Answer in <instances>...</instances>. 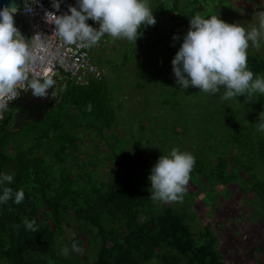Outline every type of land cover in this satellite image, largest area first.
I'll use <instances>...</instances> for the list:
<instances>
[{
    "label": "rangeland",
    "instance_id": "374dc122",
    "mask_svg": "<svg viewBox=\"0 0 264 264\" xmlns=\"http://www.w3.org/2000/svg\"><path fill=\"white\" fill-rule=\"evenodd\" d=\"M195 1L178 0L177 10L176 0H147L157 23L142 27L136 43L126 38L113 39L97 56L96 61L106 71L116 110L112 126L75 130L77 148H69L61 159L52 147L57 145L51 142L55 130L42 142L35 131L17 135L7 149L11 155L34 150V155L44 159L46 179L53 182L48 195L74 207L86 203V194L92 198L97 188L110 184L121 169L120 161L123 174L151 188L148 177L161 156L170 157L173 149L198 154L203 171L192 168L182 199L154 200L148 209L159 214L172 208L191 224L197 239L209 230L217 238V250L225 264H264V202L254 199L252 182L227 181L235 169L245 179L251 178L264 187V158L259 154L264 132L258 127L264 112V94L223 100V87L216 94L191 85L184 89L176 83L171 63L190 28V18L219 14L225 23L239 24L250 31L259 28L258 13L264 11V0ZM189 11L192 17H186ZM174 36L179 39L174 41ZM260 45L256 49L249 42L247 55L264 58V37ZM174 94L176 103L167 102ZM59 107L50 113L57 114ZM29 185L31 191L32 184ZM38 203L42 217H50L44 201L40 199ZM68 222L72 226L63 224L56 239L58 254L71 264L96 260L102 245L98 229L81 226L70 216ZM78 232L81 251L75 252L71 246ZM65 246L69 248L67 256L62 253ZM3 262L0 259V264ZM156 263V258L149 262Z\"/></svg>",
    "mask_w": 264,
    "mask_h": 264
},
{
    "label": "trees",
    "instance_id": "16d2710c",
    "mask_svg": "<svg viewBox=\"0 0 264 264\" xmlns=\"http://www.w3.org/2000/svg\"><path fill=\"white\" fill-rule=\"evenodd\" d=\"M174 6L178 10V0ZM185 13L186 17H192L191 11ZM213 15L220 18L219 14L212 13L203 18L208 19ZM247 65L254 74L253 79L264 74V58L261 56L247 55ZM71 82L61 104L57 105L60 111L52 115L51 110L44 109L39 122L29 119L21 129L17 127L15 130L16 105L10 103L4 111L0 123V175L10 174L13 181L0 184V195H3L4 187L12 188L14 193L23 189L24 200L20 204H15L14 198L7 203H0V259L4 261L3 264H52L51 261L71 264L58 254L56 243L63 224L72 226L68 222L69 216L81 226L98 229L101 249L97 259L89 264H149L154 258L159 262L156 264H161L160 261L165 264H225L222 254L217 250V238L209 230L201 233V238L197 239L191 224L172 208H166L159 214L148 209L154 201L151 188L132 175L123 174L121 161V169L110 184L97 188L92 198L86 194V203L74 207L48 195L53 182L46 179L44 159L34 155V150L30 148L15 155L8 152V146L17 135H29L35 131L42 142L55 130L51 142L57 145L52 147L55 146V154L61 159L69 148H77V140L73 135L75 130H101L103 125L110 127L115 123L116 110L105 78L89 79L80 86ZM174 98L175 94L166 101L173 104ZM259 152L264 158V139L260 140ZM193 157V168L197 167L201 173L204 164L198 154H193ZM232 171L227 181L252 182L250 191L255 193L254 199L264 202L262 183L253 182L251 178L245 179L235 169ZM29 184H32L31 191ZM243 188L246 189L245 186ZM36 196L49 208L50 217H42ZM24 219L35 220L34 227L37 230H27ZM108 223L112 224L111 228L107 227ZM73 228L78 231V228ZM74 242L81 246L79 232L72 240Z\"/></svg>",
    "mask_w": 264,
    "mask_h": 264
},
{
    "label": "clouds",
    "instance_id": "9594fccd",
    "mask_svg": "<svg viewBox=\"0 0 264 264\" xmlns=\"http://www.w3.org/2000/svg\"><path fill=\"white\" fill-rule=\"evenodd\" d=\"M52 7L59 11V0H53ZM15 12V8L0 10V112L7 108L5 98L14 95L16 86L28 80V65L35 60L28 42L14 26ZM68 13L59 17L47 13L46 17L55 18V32L66 44L80 41L85 47L96 45L105 34L136 43L142 35V27L157 23L147 0H77V6H69ZM258 17L259 28L253 27L250 31L239 24L225 23L215 15L208 19L200 15L190 18V28L171 61L176 83L184 89L191 85L212 94L223 87V100L240 96L250 98L257 92L264 94V78L253 79L254 74L247 65L249 42L259 49L264 37V11L259 12ZM89 19L98 23L99 28L88 25ZM178 39L179 36L173 37L174 41ZM52 84L51 79H45L43 83L33 79L29 87L34 96L45 97ZM88 110H91L90 104ZM259 120L262 121L259 130L264 132V112ZM194 163L192 154L178 149H173L170 157L161 156L148 177L151 198L162 202L182 199ZM12 181V175H0V184ZM13 198L15 204H20L24 200L23 189L14 193L12 188L4 187L0 203ZM23 223L27 230H37L35 220L24 219ZM71 250L81 251L75 242ZM62 253L67 256L69 248L65 246Z\"/></svg>",
    "mask_w": 264,
    "mask_h": 264
},
{
    "label": "built area",
    "instance_id": "2783aa9c",
    "mask_svg": "<svg viewBox=\"0 0 264 264\" xmlns=\"http://www.w3.org/2000/svg\"><path fill=\"white\" fill-rule=\"evenodd\" d=\"M59 2V11L52 7L53 0H35L34 6L26 5L24 12L30 16L34 27L35 60L28 65V80L16 86L14 95L5 98L7 107L23 92L31 90L29 83L33 79L43 83L45 79H52L56 73H61L69 76L70 81L80 86L89 79L103 80L106 76L105 69L96 59L113 38L105 34L96 45L91 47L83 46L80 41L66 44L55 32V18L50 15L46 17V14L52 13L57 17L70 14L69 6H77V0H59ZM87 24L94 29L99 28V24L91 19ZM4 111L0 112V123L4 118Z\"/></svg>",
    "mask_w": 264,
    "mask_h": 264
},
{
    "label": "water",
    "instance_id": "95a60500",
    "mask_svg": "<svg viewBox=\"0 0 264 264\" xmlns=\"http://www.w3.org/2000/svg\"><path fill=\"white\" fill-rule=\"evenodd\" d=\"M27 4L35 5V0H0V10L5 8L12 9L15 8L16 12L13 14L14 26L18 29L20 34L28 42L32 52L35 47V35L33 22L30 16H28L24 11ZM53 84L46 92L45 97H36V103L45 104L49 102L52 98L56 97L53 103H57L62 100L63 94L70 82V77L67 75H62L61 73H56L51 79ZM33 94L32 90L23 92L25 96Z\"/></svg>",
    "mask_w": 264,
    "mask_h": 264
},
{
    "label": "flooded vegetation",
    "instance_id": "af4514ba",
    "mask_svg": "<svg viewBox=\"0 0 264 264\" xmlns=\"http://www.w3.org/2000/svg\"><path fill=\"white\" fill-rule=\"evenodd\" d=\"M55 98L56 97L52 98L49 102L45 104H41V103H36V97L33 94L29 96H25L21 94L18 97V99L12 102L13 104L16 105V109L14 112L17 119L16 123H28L29 119H34L38 122L41 121V117L44 109L51 110L62 101L61 100L54 104L53 101L55 100Z\"/></svg>",
    "mask_w": 264,
    "mask_h": 264
},
{
    "label": "crops",
    "instance_id": "0c3cea01",
    "mask_svg": "<svg viewBox=\"0 0 264 264\" xmlns=\"http://www.w3.org/2000/svg\"><path fill=\"white\" fill-rule=\"evenodd\" d=\"M23 126H22V123H16V124H14L15 130H17V127H19V129H21Z\"/></svg>",
    "mask_w": 264,
    "mask_h": 264
}]
</instances>
